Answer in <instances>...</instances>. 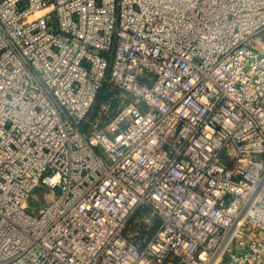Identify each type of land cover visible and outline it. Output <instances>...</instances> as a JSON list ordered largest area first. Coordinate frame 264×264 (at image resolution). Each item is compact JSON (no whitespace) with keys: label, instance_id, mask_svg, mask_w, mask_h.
Wrapping results in <instances>:
<instances>
[{"label":"built area","instance_id":"obj_1","mask_svg":"<svg viewBox=\"0 0 264 264\" xmlns=\"http://www.w3.org/2000/svg\"><path fill=\"white\" fill-rule=\"evenodd\" d=\"M0 264H264V0H0Z\"/></svg>","mask_w":264,"mask_h":264},{"label":"rangeland","instance_id":"obj_2","mask_svg":"<svg viewBox=\"0 0 264 264\" xmlns=\"http://www.w3.org/2000/svg\"><path fill=\"white\" fill-rule=\"evenodd\" d=\"M47 192L43 188H35L28 197V208L27 210L31 213H35L36 209L40 207L46 199Z\"/></svg>","mask_w":264,"mask_h":264}]
</instances>
